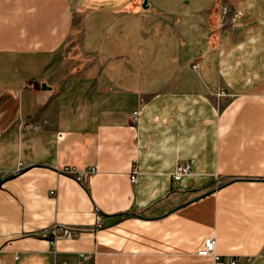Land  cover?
Returning a JSON list of instances; mask_svg holds the SVG:
<instances>
[{"label": "crops", "instance_id": "obj_1", "mask_svg": "<svg viewBox=\"0 0 264 264\" xmlns=\"http://www.w3.org/2000/svg\"><path fill=\"white\" fill-rule=\"evenodd\" d=\"M208 235L264 264V0H0V264H212Z\"/></svg>", "mask_w": 264, "mask_h": 264}, {"label": "built area", "instance_id": "obj_2", "mask_svg": "<svg viewBox=\"0 0 264 264\" xmlns=\"http://www.w3.org/2000/svg\"><path fill=\"white\" fill-rule=\"evenodd\" d=\"M192 67L197 68V64L194 63ZM95 171L96 166H89L83 169H76L72 166H65L61 170L62 173L73 177L77 182H81L86 174ZM189 172L190 166L186 163H180L179 165H177L171 176L173 179L179 180L182 176L189 174ZM136 173V169H132L130 174V179L132 182H135L136 180ZM97 222L99 224V218H97ZM46 235L48 236L50 243H52L54 240L72 237L73 231L68 227L54 225L47 229ZM196 254L198 256L209 257L212 261V264H236V259L234 257L225 258L220 253H218L215 235H208L205 239H203L201 245L196 250Z\"/></svg>", "mask_w": 264, "mask_h": 264}, {"label": "water", "instance_id": "obj_3", "mask_svg": "<svg viewBox=\"0 0 264 264\" xmlns=\"http://www.w3.org/2000/svg\"><path fill=\"white\" fill-rule=\"evenodd\" d=\"M41 87H42L43 90L47 88L44 83L41 85Z\"/></svg>", "mask_w": 264, "mask_h": 264}]
</instances>
